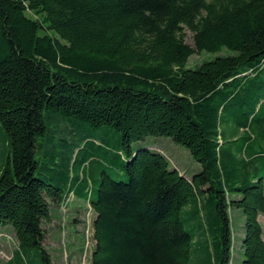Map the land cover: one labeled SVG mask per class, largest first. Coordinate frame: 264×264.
Listing matches in <instances>:
<instances>
[{
    "label": "trees",
    "instance_id": "16d2710c",
    "mask_svg": "<svg viewBox=\"0 0 264 264\" xmlns=\"http://www.w3.org/2000/svg\"><path fill=\"white\" fill-rule=\"evenodd\" d=\"M0 130L7 264H56L47 229L71 195L96 213L93 264H230L231 209L243 264H264V0H0ZM149 136L202 169L135 147Z\"/></svg>",
    "mask_w": 264,
    "mask_h": 264
},
{
    "label": "rangeland",
    "instance_id": "374dc122",
    "mask_svg": "<svg viewBox=\"0 0 264 264\" xmlns=\"http://www.w3.org/2000/svg\"><path fill=\"white\" fill-rule=\"evenodd\" d=\"M185 40L190 46L195 47L194 34L188 28L185 29ZM235 54L229 49L215 53H195L188 62V68L195 69L208 61ZM139 145L148 146L162 153L173 168L181 170L189 178L202 169L201 164L192 157L188 149L176 143L171 137L149 136L142 144L135 143V147H140ZM8 147L9 141L0 130L1 164L5 162L8 155ZM52 213L54 221L48 226L46 244L53 261L56 264H93L92 256L96 245L94 239L95 213L92 212L89 201L74 197L70 200L67 213L63 214L56 207L53 208ZM230 217L233 230V257L230 264H243L246 218L242 209H231ZM261 220L264 228V216ZM16 248L17 240L13 225L0 224V264H7Z\"/></svg>",
    "mask_w": 264,
    "mask_h": 264
},
{
    "label": "crops",
    "instance_id": "0c3cea01",
    "mask_svg": "<svg viewBox=\"0 0 264 264\" xmlns=\"http://www.w3.org/2000/svg\"><path fill=\"white\" fill-rule=\"evenodd\" d=\"M180 172H181V170H180ZM181 174L182 175H184V176H187L186 174H184L183 172H181ZM188 177V176H187ZM262 219V217H260V220Z\"/></svg>",
    "mask_w": 264,
    "mask_h": 264
}]
</instances>
